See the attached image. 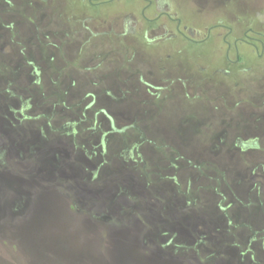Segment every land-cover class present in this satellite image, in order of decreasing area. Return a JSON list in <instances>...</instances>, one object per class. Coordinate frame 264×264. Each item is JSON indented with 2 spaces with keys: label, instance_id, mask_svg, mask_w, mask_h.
Listing matches in <instances>:
<instances>
[{
  "label": "flooded vegetation",
  "instance_id": "obj_1",
  "mask_svg": "<svg viewBox=\"0 0 264 264\" xmlns=\"http://www.w3.org/2000/svg\"><path fill=\"white\" fill-rule=\"evenodd\" d=\"M214 1L226 4L231 0ZM198 9L204 10L202 2ZM178 15L173 0H0V85L20 107L37 100L31 116L20 108L21 118L13 117L8 103L4 109V116L15 126L0 128V171L6 173L0 177V197L6 202L0 209V227L9 235L5 238L0 233V239L21 244L15 236L24 238L36 207L40 210L36 213H42L57 202L47 192L52 188L76 212H83L87 222H107L109 217L93 212H105L113 205L112 201L107 205L106 184L104 193L92 192L88 182L75 183L65 172L78 164L91 182V176L112 157L107 151L108 134L121 136L123 129L117 128H134L139 132L131 146L138 154L134 160L141 164L138 171L143 176H151V189L147 193L139 189L133 197L135 202L139 197L145 204L150 201L145 210L155 220L143 224L137 209L133 212V206L118 202L131 212L126 224L139 233L148 257L171 264H237L239 260L264 264V141L263 146L256 138L239 141L234 131L248 128L253 134H264V81L255 83L257 92L246 89L242 94L244 77H239L252 67L247 63L250 56L264 58V40H251L248 28L232 44L224 38V46H214L222 53L220 68L193 63V70L184 69L177 63L186 47L213 41L219 34L212 33L215 25L211 24L204 33L180 27ZM241 39L252 42L245 44L247 51L237 45ZM152 46L157 54L146 52ZM28 120L42 139L37 146H28L27 128L16 129ZM142 128H148L147 140ZM176 128H196L194 140L182 141ZM157 129L168 133L163 138ZM204 130L215 142L199 140ZM221 131H229L227 148L243 163L237 178L229 175L232 186L226 192L220 190L224 180L218 173ZM146 144L153 154L148 149L145 158L140 150ZM253 149L261 150L258 158L243 156ZM95 158L98 161L92 166ZM43 165L55 168L57 176L39 174ZM205 179L213 181L210 190L204 188ZM33 181L40 189L28 191ZM98 196L104 198L100 205L92 201ZM226 196L230 216L226 224L232 230L227 245L236 251L224 252L225 243L221 247L217 240L212 251L206 252L204 229L206 224H218L210 220L211 214L225 210ZM18 203L25 214L19 212ZM103 229L108 235L110 229ZM215 234L225 241L223 233L217 230ZM225 256L230 262H225Z\"/></svg>",
  "mask_w": 264,
  "mask_h": 264
},
{
  "label": "rangeland",
  "instance_id": "obj_2",
  "mask_svg": "<svg viewBox=\"0 0 264 264\" xmlns=\"http://www.w3.org/2000/svg\"><path fill=\"white\" fill-rule=\"evenodd\" d=\"M199 2L203 3V11H199L198 9ZM173 3L179 13L178 17L181 18L180 27L186 25L189 28L199 29L201 33H204L207 27L210 26L209 24H211L215 25L212 33L219 34L213 41H211L210 38L208 41L199 43V46H194L193 48L187 46L183 57H181L179 59L180 61L177 63L178 66L184 69L193 70V63H198L209 69H212L214 66L220 68V56L222 57V53L219 52L218 54L215 47L224 46V38L225 41L231 44L235 38H243V34L248 28L252 30L247 32V36H249L251 40H254V38L264 40V0H231L226 4L217 3L214 0H173ZM112 9L113 8L104 12L109 13ZM228 28L231 30L229 31ZM245 44L252 45V42L242 39L237 42L239 47L242 48L244 46V49L247 51L249 48L245 46ZM230 50L231 52L229 55L230 58L233 59V49L231 48ZM146 52L150 55L157 54V50H155L153 46ZM260 60L256 59L254 55L250 56L248 59V66L252 67L239 75V77H244L241 79L244 87L240 93L246 94V89L257 92L253 90L255 83L264 81V73H261L264 67V58ZM219 77L221 82L223 77L221 75ZM30 87L35 88L34 85L29 84V88ZM7 103L11 105L13 110L12 116L17 119L21 118L18 111L20 108H23V110H25L24 114L29 116L36 112L37 100L26 101V104L20 107V105H18L19 103L7 95L3 86L0 85V128L9 129L14 128L11 126H15L13 121L7 116H4L6 114L4 109ZM32 124H34V122L30 120L21 121V126L16 129L20 131L19 128H27L26 138L28 146H37L42 142V139L39 137L36 130L31 127L33 126ZM117 129H123L121 136L118 133H109L107 137V151L108 155L111 154L112 157L109 158L106 165L100 168L97 175L91 176V182L88 181L89 177L83 169L80 170L78 164L75 165L73 171L67 170L65 172L66 176L70 175L74 178L75 183H82L84 180V182H88L92 186V192L104 193L103 186L106 184L104 194L108 197L106 200L107 205L110 204L111 201L113 205H108V209L105 212H103L104 210H96L93 212L95 216L104 215L109 217L107 218V222H99L100 224H95L93 220H91L90 223L87 222L88 219H85V214L83 212L80 214L76 212L75 207H71L68 202L64 201V198L61 197L59 192L52 188L47 192H50L53 195L51 196L52 199H56L57 202L52 203V205L49 202L50 205L45 207L42 213H36L40 210L36 203H33L37 206L36 212L31 218H28V227L24 234V238L20 237V240L18 236H15L17 240L22 241L21 244H14L13 242L5 241V239H0V264H171L164 260L150 259L146 254L147 251L143 249L141 237L138 236L139 233L137 232V234H135L130 224L129 226L126 224V220H130L127 218H129L128 216L131 212L129 209L126 210V207L118 201H124L127 205L133 206V212L137 209L136 214H140V219L143 221V224L144 222L148 224L149 220H155L150 218L152 214L147 213L145 210L146 206H151L148 205L151 204L150 201L145 204V202L140 201L141 197H139L135 202V198L133 197L135 191L139 189L142 190V193H147V191L151 189V186H149L151 176H148L147 173L143 176V173L138 171L141 164L134 160L137 158L138 154L131 146L137 141L139 132L134 128ZM141 130L145 131L143 132V136L145 140H147V136H149L148 128H142ZM205 130H209V128H205ZM205 130L204 132L200 131L199 140L210 143L215 142V138L210 136V130ZM256 130H258V128ZM176 131V135L186 143H189L195 138L196 128H176ZM234 131L237 140L244 142L256 138V140L260 142V146H263L264 134L262 131H259V133L256 132L255 134L251 133L248 128H235ZM157 132H160L163 138L168 133L167 130L162 129H157ZM229 139V131L224 134L222 131L220 132L218 173L219 176L222 177L221 179L224 180V184H221L220 187V190L224 189V192H226V188H231L232 186L229 175L237 178L236 175L242 173L241 170L243 167L241 157L235 153L233 154L230 152V149L227 148ZM75 145L77 146L76 142ZM148 149L149 147L146 144L144 148L140 150L145 158L147 152L150 151V154H153V150L149 149L148 151ZM260 151L259 149L249 150L246 151L243 156L250 155L252 158H258ZM98 152L100 151L98 150ZM238 152H240V150H238ZM96 156L99 157L98 155ZM160 156L163 157V155ZM97 161L98 160L95 158L94 161H92V166L96 164ZM0 162L2 161L0 160ZM50 165H43L42 167H40V165L39 170H41V172L39 174L57 176L55 168H52ZM37 167L36 165L34 166L35 169H37ZM91 172L94 173L96 171L91 169ZM5 176V171H0V177L4 178ZM62 177H64V175H62ZM212 184L213 181L209 179L204 180V188L210 190ZM85 188L88 189L89 186L85 184ZM196 188L197 187H194V190L191 191L194 192ZM39 189V183L36 181L31 182L28 186V191ZM159 194H162L161 191H159ZM114 195L119 197L112 199ZM31 196L35 197L36 194L30 193V197ZM0 198L2 199L0 200V209H4L6 206V202L4 201L5 198ZM29 199L26 204L27 207L32 205ZM94 200L100 205L99 201L104 200V198L98 196L97 198H92V201ZM228 202L229 198L226 196L225 200L223 199L222 201V205L226 206L225 210L219 214H211L210 220L212 222L218 221V224L212 225V227L211 224H206L207 228L204 229L203 239L206 252L212 251V243L216 244L217 240H219L221 247L222 244L225 243L224 245H226V248L225 246L223 247L225 248L224 252L236 251L234 248L232 249L227 245V238L232 235L230 233L232 230H230L226 224V222L230 220L227 211ZM78 205L79 204H76L75 206ZM79 207L82 208L81 205ZM18 208L19 212L23 211V214L26 213L24 207L20 206L19 203ZM97 209H99V207H97ZM22 218L26 219L23 216ZM203 219L207 221L209 217H204ZM237 219L241 221L244 220L240 216H237ZM134 225H138L139 230H141V225L139 223L135 222ZM104 226L110 229L108 235L105 234V230L103 229ZM6 230L7 229L0 227V233H2L1 235L5 238L9 236ZM217 230L225 235V241H222L221 237L216 238L215 233ZM104 239L108 240L107 245L103 243ZM225 259L226 263L230 262L226 256ZM231 262L236 263V260L231 259ZM237 264H243V262L239 260Z\"/></svg>",
  "mask_w": 264,
  "mask_h": 264
}]
</instances>
